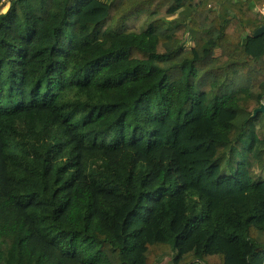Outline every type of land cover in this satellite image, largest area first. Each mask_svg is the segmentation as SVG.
<instances>
[{
  "label": "trees",
  "instance_id": "obj_1",
  "mask_svg": "<svg viewBox=\"0 0 264 264\" xmlns=\"http://www.w3.org/2000/svg\"><path fill=\"white\" fill-rule=\"evenodd\" d=\"M9 5L0 264H264V0Z\"/></svg>",
  "mask_w": 264,
  "mask_h": 264
},
{
  "label": "rangeland",
  "instance_id": "obj_2",
  "mask_svg": "<svg viewBox=\"0 0 264 264\" xmlns=\"http://www.w3.org/2000/svg\"><path fill=\"white\" fill-rule=\"evenodd\" d=\"M9 1L10 0H3V2L0 5V11H2L5 7H7L9 5ZM103 1L109 2L110 0H103ZM185 46L186 47L190 46V39L189 38H187V40L185 41ZM159 264H170V258H164ZM196 264H200V263H196Z\"/></svg>",
  "mask_w": 264,
  "mask_h": 264
},
{
  "label": "water",
  "instance_id": "obj_3",
  "mask_svg": "<svg viewBox=\"0 0 264 264\" xmlns=\"http://www.w3.org/2000/svg\"><path fill=\"white\" fill-rule=\"evenodd\" d=\"M262 34H264V19H263V24L254 31L253 36L256 37V36H259V35H262ZM257 112H260V113L264 114V103H261V105L253 111V116Z\"/></svg>",
  "mask_w": 264,
  "mask_h": 264
},
{
  "label": "clouds",
  "instance_id": "obj_4",
  "mask_svg": "<svg viewBox=\"0 0 264 264\" xmlns=\"http://www.w3.org/2000/svg\"><path fill=\"white\" fill-rule=\"evenodd\" d=\"M3 0H0V3H2ZM11 7V5H8L7 7H5L2 11H0V15H4L9 11V8Z\"/></svg>",
  "mask_w": 264,
  "mask_h": 264
},
{
  "label": "built area",
  "instance_id": "obj_5",
  "mask_svg": "<svg viewBox=\"0 0 264 264\" xmlns=\"http://www.w3.org/2000/svg\"><path fill=\"white\" fill-rule=\"evenodd\" d=\"M261 13L264 15V9L261 10Z\"/></svg>",
  "mask_w": 264,
  "mask_h": 264
}]
</instances>
